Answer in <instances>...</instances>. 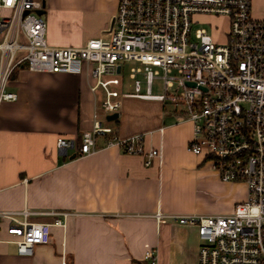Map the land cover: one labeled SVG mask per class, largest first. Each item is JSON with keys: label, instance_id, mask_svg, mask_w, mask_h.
Segmentation results:
<instances>
[{"label": "crops", "instance_id": "1", "mask_svg": "<svg viewBox=\"0 0 264 264\" xmlns=\"http://www.w3.org/2000/svg\"><path fill=\"white\" fill-rule=\"evenodd\" d=\"M117 3L45 0L46 43L80 47L108 37ZM251 16L264 19V0H251ZM115 77L109 85L121 108L107 125L119 139L142 135V155L103 149L105 138L96 139L99 151L89 157L59 151L58 138L79 144L91 129L101 94L89 91L85 75L23 67L12 75L7 89L17 99L0 104V210L26 209L28 222L59 219L64 227L52 225L49 243L21 257L0 222V264H59L62 256L68 264H145L148 250L157 264H197L196 229L169 218L158 222L154 214L226 216L245 201L244 183L222 182L205 156L187 151L192 124L182 106L130 97L133 85L125 92ZM154 149L160 157L149 159Z\"/></svg>", "mask_w": 264, "mask_h": 264}, {"label": "built area", "instance_id": "2", "mask_svg": "<svg viewBox=\"0 0 264 264\" xmlns=\"http://www.w3.org/2000/svg\"><path fill=\"white\" fill-rule=\"evenodd\" d=\"M44 2L0 0V104L17 99L7 87L19 68L85 75L89 91L101 94L95 99L91 129L81 133L79 144L58 138L56 148L89 157L99 151L96 139L105 138L103 149L142 155V135L119 139L104 125L121 108L109 78L120 74L121 62L137 63L132 78L141 74L142 79H133L129 96L182 106L192 124L187 151L205 156L222 182H241L247 189L245 201L230 215L156 212V220L169 218L196 229L197 264H264V19L251 16V0H118L108 37L88 39L80 47L46 43V24L39 14ZM199 15L227 19L223 44L204 29L192 31ZM155 79L161 82L158 95L151 92ZM147 156L159 158L160 152L150 150ZM31 214L26 209L0 210L7 242L21 257L49 243L52 225L64 227L59 219L52 224L28 222ZM143 261L157 264L156 252L146 251ZM59 264H68L64 256Z\"/></svg>", "mask_w": 264, "mask_h": 264}, {"label": "rangeland", "instance_id": "3", "mask_svg": "<svg viewBox=\"0 0 264 264\" xmlns=\"http://www.w3.org/2000/svg\"><path fill=\"white\" fill-rule=\"evenodd\" d=\"M194 22L195 23H193L192 25V31H195L196 29H204L209 35L213 37V39L217 43L223 44L225 42L224 34H226L228 31V22L226 18L217 17L213 15H208V16L199 15L195 17ZM120 65H121V72L119 75L115 77V79H118V81L122 83L123 91L130 92L131 88L129 86L130 84L133 85V79H138V80L142 79L141 74H136L135 77L132 78L133 71L137 70L139 68V65L134 62L131 63L121 62ZM142 92H143V88H142ZM151 92L153 95H158L162 92L161 82L159 80L155 79L152 82ZM107 124L109 123L104 122V125Z\"/></svg>", "mask_w": 264, "mask_h": 264}, {"label": "water", "instance_id": "4", "mask_svg": "<svg viewBox=\"0 0 264 264\" xmlns=\"http://www.w3.org/2000/svg\"><path fill=\"white\" fill-rule=\"evenodd\" d=\"M39 14H43V11H40ZM113 22H114V19L112 18V20L110 22V28L112 27ZM119 70H120V67L117 68V71H119ZM189 86H192V85L189 84ZM117 118H118V114L117 113H114V114L108 115L106 117V121L111 122V121L116 120Z\"/></svg>", "mask_w": 264, "mask_h": 264}]
</instances>
